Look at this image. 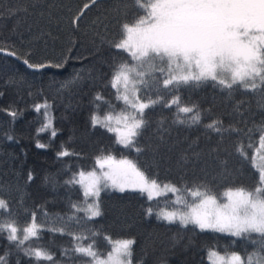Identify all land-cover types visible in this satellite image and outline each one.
Masks as SVG:
<instances>
[{"label":"snow or ice","instance_id":"obj_1","mask_svg":"<svg viewBox=\"0 0 264 264\" xmlns=\"http://www.w3.org/2000/svg\"><path fill=\"white\" fill-rule=\"evenodd\" d=\"M0 5L3 6L0 18H5V10L8 17L17 16L20 11L28 12L27 7L9 6L7 0H0ZM54 7L57 6L31 4L38 21H47L49 25L54 19ZM131 8L144 14H132ZM92 9H96V15L83 35L93 44L98 40L101 45L107 43L116 50L103 87L114 91V99L119 103L114 104L103 91L96 92L91 99L88 124L93 132L112 134L115 139L109 147L98 148L91 170L85 171L83 165L76 166L77 170L68 166L71 175L63 181V187L69 190L67 206L71 212L66 219L54 214L56 219L64 221L60 227L49 226L55 220L40 205L27 206L24 187L34 180L31 169L23 185L17 182L7 189L15 192V197L0 194V237L8 244L0 255V264H9L13 247L30 258L28 264H58L49 248L25 247L26 243L39 241L45 229L70 237L72 248L62 249L61 255L71 251L81 264H136L135 237L113 240L103 226L96 230L88 227L95 218L104 215L102 193L110 189L120 193L131 190L145 196L147 206L142 205L145 218L154 216L165 225L184 230L191 226L193 231L201 233L224 234L233 245L238 240L251 245V251L246 244L243 254L233 251L227 258L210 249V258H216L212 264H217V260L222 264H264V120L248 127V101L236 99L237 94H259L258 107L264 109V0H90L74 14L69 8L73 33L81 31L80 22ZM56 23H60L59 18ZM113 23L116 34L108 38L109 25ZM72 51L68 49L69 53ZM0 53L20 59L15 51L5 47H0ZM30 57V52L24 53L22 63L33 72L47 67L60 69L71 58L53 64L33 63ZM79 78L78 72L61 87H71ZM8 82L14 83L15 77ZM205 85L221 94L223 103L231 102L227 126L223 119L212 118L215 105L202 110L199 104L184 102L179 95L184 88ZM50 107L47 100L33 105L37 113L43 111V125L36 130L39 149L49 148L57 136ZM157 107L175 108L172 124L188 128L201 125L206 111L209 122L204 124V129L218 139L213 142L209 136L202 146L199 137H174L171 126L166 128V118L161 116L156 121L155 140L141 144L150 126L149 113ZM2 110L13 123L23 115V109L11 106ZM45 132H50L48 144L39 140V134ZM6 138L15 140L11 134H6ZM117 150L127 151L129 155L117 159L113 154ZM133 152L137 158L150 154L153 159H171L174 155L179 180L161 182L159 172L152 173L139 159L129 158ZM55 155L58 160L86 158L70 149L67 142L58 146ZM230 161L238 167H229ZM249 169H254L253 176L258 178L250 186L238 184L237 177ZM44 182H50L48 176ZM51 183L55 191L58 181ZM214 184L223 191H214ZM169 193L175 199H165L161 206L159 198ZM72 194L77 199L73 200ZM40 216L45 220L38 222ZM90 237V243H82ZM100 239L105 242V251L100 250ZM15 264H23L19 256Z\"/></svg>","mask_w":264,"mask_h":264},{"label":"trees","instance_id":"obj_2","mask_svg":"<svg viewBox=\"0 0 264 264\" xmlns=\"http://www.w3.org/2000/svg\"><path fill=\"white\" fill-rule=\"evenodd\" d=\"M90 0H7L11 7L23 9L28 8V12L20 11L17 16L8 17L5 10V18H0V47H5L8 51H15L16 57L7 53H0V194L15 197V192L7 191L9 186H15L17 182L24 184L26 173L31 169L34 173V180L24 187L26 193V204L29 208L36 205L42 207L53 216L55 223L49 226L60 227L64 221L55 218L54 214L67 218L71 210L67 206L69 190L63 187V181L71 175L68 166L83 165L85 171H89L93 166V156L98 148L109 147L114 141L112 134L101 135L93 132L88 124V117L92 109L91 99L98 91H103L106 98L111 99L114 104L119 102L114 99V91L104 88L105 74L109 72V63L112 56L116 55V50L111 49L107 43L101 45L97 40L95 44L86 39L83 35L84 29L94 19L96 9L87 11L81 20V31L73 33L69 23L70 13L72 14L82 7L83 3ZM32 3L54 4L53 22L49 25L47 21H38ZM0 10L3 6L0 5ZM38 11V9L36 10ZM132 14L143 15V11L131 8ZM59 18L60 23H56ZM16 31L12 32L14 25ZM31 26V31H29ZM41 32L44 35H39ZM50 33V34H49ZM116 34L115 23L109 25L108 38ZM39 36V38H35ZM75 40L73 44L71 41ZM72 48L71 53L68 49ZM31 53L33 63L39 61L53 64L63 62L65 57L70 56L67 63L60 69L47 67L33 72L26 69L22 63L24 53ZM126 55V54H125ZM79 72V79H76L71 87L62 88L61 85L66 80H72ZM11 77H15L14 83H9ZM31 92V96L28 93ZM179 95L184 102H195L202 110L213 107L212 118H221L227 126L231 117V102L223 103L224 97L215 92L210 85L200 88H184ZM154 98V97H153ZM236 99L248 101L250 109L248 116V127L260 123L264 120V109L258 107L259 94H248L246 96L236 95ZM47 100L51 106L49 115L54 117V127L57 136L52 141L49 148L39 149L36 147V130L43 125V111L37 113L33 105L43 104ZM12 107L13 109H23V115L13 123L11 117L2 109ZM175 108L164 110L159 107L154 112L149 113L150 126L145 131L140 143L144 144L149 139L156 138V121L161 117L166 118L165 127L171 126L173 136L183 139L200 138L203 146L209 136L214 142L218 139L215 134L205 131L204 124L209 122V113L204 112L203 123L191 128L173 125ZM6 134L15 137L14 141H9ZM50 132L40 133L41 143H49ZM71 138V139H70ZM258 140V136H257ZM62 142H67L70 149H74L84 159H57L56 151ZM247 144V140H245ZM117 158L121 155H129L127 151L121 153L114 151ZM129 158L139 159L140 163L151 169L152 173L159 172L161 182L179 180V173L175 169V156L171 159H153L150 154H145L137 158L133 152ZM229 167H238L234 161H230ZM171 169V171H169ZM254 169L245 170L237 177V183L250 186L255 178ZM19 174V175H18ZM48 176L50 182L45 183L44 177ZM58 181L56 190L53 191L51 181ZM214 191L222 192L223 189L218 184L212 185ZM172 194L159 198V203L163 206L165 199H171ZM72 199H77L72 194ZM142 205L147 206L146 197L138 192L107 190L102 193V217L95 218L94 224L88 227L93 230L103 226L104 230L112 234V239H123L135 237L136 244L133 246L136 264H209L207 252L211 249L222 254L238 251L243 254L247 244L251 251V245L246 241L238 240L235 245L231 239L224 234L212 233L210 231L201 233L199 230H192L188 226L187 230L175 225H165L155 217L145 218L143 216ZM155 206V205H154ZM45 217H38V222L44 221ZM23 223V221H21ZM47 227V226H46ZM75 230V229H73ZM89 235L88 233H83ZM175 237V242L173 241ZM255 238V237H254ZM91 242V237L82 241L85 245ZM100 250L105 251V242L98 240ZM45 246L54 254L58 264H81L71 251L61 255L62 249H71L72 241L68 236L59 233H51L46 229L41 233L39 241H33L29 246ZM8 248L7 241L0 237V255H3ZM13 255L8 257L9 264H15L17 256L23 264H28L30 258L25 257L22 252L17 253L13 247Z\"/></svg>","mask_w":264,"mask_h":264},{"label":"rangeland","instance_id":"obj_3","mask_svg":"<svg viewBox=\"0 0 264 264\" xmlns=\"http://www.w3.org/2000/svg\"><path fill=\"white\" fill-rule=\"evenodd\" d=\"M117 158V157H116ZM117 159H119V158H117ZM111 190V189H110ZM111 191H115V190H111ZM126 191H131V190H126ZM118 192V191H117ZM171 199L172 200H174L175 199V197L173 196V197H171ZM114 240H117V239H114ZM217 252V251H216ZM219 253V252H218ZM231 253H228V254H222V253H219V256L220 257H224V258H227L229 255H230ZM213 259H216L215 257H212V258H210V256H209V251L207 252V261H208V263L209 264H212V260ZM217 264H222V262L221 261H219V260H217Z\"/></svg>","mask_w":264,"mask_h":264}]
</instances>
